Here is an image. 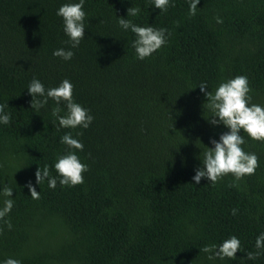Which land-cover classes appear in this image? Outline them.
<instances>
[{
  "label": "trees",
  "instance_id": "obj_1",
  "mask_svg": "<svg viewBox=\"0 0 264 264\" xmlns=\"http://www.w3.org/2000/svg\"><path fill=\"white\" fill-rule=\"evenodd\" d=\"M65 2L0 0V103L11 113L0 125V188L11 187L14 201L0 217V260L264 264L255 246L264 232V140L244 134L243 149L258 157L253 174L191 179L209 138L227 130L209 124L199 84L214 91L246 75L251 102L264 105V0H199L195 15L191 0H169L164 11L153 0H85V36L68 61L52 55L71 47L56 15ZM130 6L141 8L134 23L166 30V44L143 60L135 34L117 23ZM33 77L46 88L69 79L73 99L94 117L89 127H59L51 98L34 112L26 89ZM65 132L83 142L76 151L88 165L74 186L61 185L52 167L67 151ZM45 164L55 188L36 183ZM7 198L0 194V207ZM231 235L240 239L235 257L209 260L204 246Z\"/></svg>",
  "mask_w": 264,
  "mask_h": 264
},
{
  "label": "clouds",
  "instance_id": "obj_2",
  "mask_svg": "<svg viewBox=\"0 0 264 264\" xmlns=\"http://www.w3.org/2000/svg\"><path fill=\"white\" fill-rule=\"evenodd\" d=\"M199 0H191L189 5V15H195ZM154 7L164 11L169 0H153ZM85 0H67L56 10V15L61 17L63 32L68 37L71 47L56 48L52 55L68 61L74 56L73 49L78 47L85 36ZM141 13L139 6H130L126 10V18L117 16V23L124 31H130L135 34L132 40V46L137 59L143 60L166 44V30L164 28H154L151 25L143 26L133 22L129 17H136ZM217 22H221L217 17ZM200 91L206 97L204 104L212 113L208 120L212 126L223 125L227 130L220 133L218 138H209L211 147L203 144L204 151L202 166L194 169L192 181L199 183L202 178L208 181L216 182L225 174L231 173L236 180L245 175H251L258 167V157L253 152H246L242 145L245 143V133L247 138L253 140H264V105L251 102L249 95L251 89L246 75H236L232 78L222 80L215 87L214 91H209L206 83L199 84ZM27 93L31 97L30 108L38 112L51 98L56 107L52 109V115L56 117L59 127L62 128H88L94 117L89 110L73 99V84L65 78L58 85L46 88L43 82L33 77L27 87ZM61 102L64 103V114L60 115ZM203 104V105H204ZM7 105L0 103V125H7L11 119V113L6 110ZM243 133V134H242ZM80 133H77L79 136ZM60 142L67 146V151L57 157L52 167L59 176L61 185L74 186L83 183V172L87 171L88 165L82 162L77 155L76 150H83V142L72 135L71 132H65L60 137ZM35 180L40 184L47 180L50 188H55L57 177L50 175L49 166L45 164L42 168L35 171ZM28 190L33 198L39 197V192L32 183L27 182ZM12 188L7 184L0 188V194L8 197L0 207V217H4L13 207L11 199ZM235 209L232 210L235 214ZM9 227L11 225L9 224ZM240 239L236 235H231L221 243L205 245L203 251L209 253L208 259L216 257L233 258L240 250ZM255 246L264 249V232H260L255 239ZM257 253H247L250 259ZM0 264H22V261L13 257H7L0 260Z\"/></svg>",
  "mask_w": 264,
  "mask_h": 264
}]
</instances>
